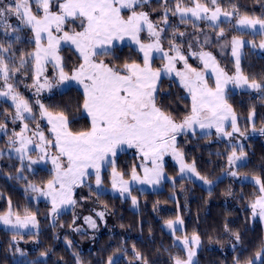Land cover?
I'll use <instances>...</instances> for the list:
<instances>
[{
  "label": "snow or ice",
  "instance_id": "obj_1",
  "mask_svg": "<svg viewBox=\"0 0 264 264\" xmlns=\"http://www.w3.org/2000/svg\"><path fill=\"white\" fill-rule=\"evenodd\" d=\"M149 3L150 0H10L8 3L0 0V28L5 33L9 29L18 32L19 27L8 23L11 17H15L20 25L31 31L35 44L33 51L20 54L18 64L13 62L15 54L9 55L11 45L5 47L0 44V80L3 82L0 98L11 101L15 111L7 115L13 123L19 121L21 125L19 131L14 129L8 136V144L19 154L21 161L29 160V167L51 160L52 179L42 187L29 184V188L50 199L53 215L58 213L61 206H75L74 189L84 185L93 174L96 188L99 189L103 183L101 170L105 166L112 169V188L121 194L131 195L132 182L158 184L164 178L163 159L166 155H171L179 164L181 175L192 173L204 183L211 184L210 180L200 175L194 163L185 162L183 152L177 147V136L188 130L194 131L197 126L200 129L215 128L218 135L229 139L234 134L245 135L238 126L237 114L226 96V86L230 83L235 87L264 91V83L255 78L250 79L241 69L238 51L245 41L236 36L231 40L232 55L236 57L234 75L225 72L216 57L208 51H189V55L202 65V68L195 67L189 63L188 55L175 40L178 30L173 29V38L168 40V48L165 49L163 34L166 28L153 22L149 12L143 10ZM163 11L162 22L166 26L169 13L179 15L181 23H186V18L190 16L195 20L210 21L217 28L220 18L224 17L234 18L237 28L256 32L259 26V34L264 35V18L241 14L236 5H231V10L222 8L219 0H190L187 4L185 0H174V7L165 6ZM142 33L147 34L146 41ZM224 35L225 30L219 28L218 36ZM179 36L183 37L184 33L179 32ZM16 38L19 39L18 36ZM125 40L137 46L138 52L142 54L141 61H125L117 66L99 59L113 55L115 44ZM62 44L74 47L79 54L80 62L70 72L65 71L63 58L59 54ZM252 47L257 45L253 43ZM259 48L264 50V42L259 44ZM157 57L163 64L153 67ZM48 64L52 65L55 78L45 75ZM29 65L33 73L30 87L35 88L37 94L72 81L83 88L82 108L90 118L88 130L72 131L68 115L63 111L49 110L37 99L35 103L39 109V120H46L50 125L48 131L51 138L45 136L33 105L11 82L21 69H27ZM209 71L215 77L214 87L209 85L206 78ZM173 75L179 81V87L191 97L190 110L182 119H177L158 103V86L162 77L171 78ZM254 115L255 110L252 109L248 119L252 120ZM29 119L35 123L34 130L26 122ZM226 124L231 131L227 130ZM253 131H256L254 125ZM259 131L264 135V127ZM0 132L7 134L6 123H0ZM34 138L38 141L35 149L40 154L37 159H32L30 155ZM124 148L135 149L141 157L138 167L143 172L142 176L137 166L131 169L130 180L117 170L115 157ZM50 149H55V153ZM245 156L242 145L239 146V152L233 146L227 157L229 167L236 166L237 161ZM230 175L236 177L239 173L232 171ZM252 180L257 186V193L249 204L251 214L253 218L259 216L264 220V179L253 175ZM132 203L134 206L137 204L134 196ZM96 215L103 219L105 214L97 212ZM84 221L90 227H96L91 216L84 217ZM0 223L15 230L38 226L35 214L27 208L23 216L13 212L11 201L8 211L0 215ZM165 224L175 233L176 225H182L183 220L177 216L175 221L167 220ZM233 235L239 241V234ZM177 240L183 244L187 256L172 257V264H193L195 251L192 246L199 245V236L193 234L191 240L187 236L177 237ZM136 258L147 264L139 252ZM256 261L264 264V246L255 253V259L250 258L244 264H256ZM77 264H80L79 260ZM108 264L116 262L109 257ZM236 264H240V261L237 260Z\"/></svg>",
  "mask_w": 264,
  "mask_h": 264
},
{
  "label": "trees",
  "instance_id": "obj_2",
  "mask_svg": "<svg viewBox=\"0 0 264 264\" xmlns=\"http://www.w3.org/2000/svg\"><path fill=\"white\" fill-rule=\"evenodd\" d=\"M189 2L185 0L186 4ZM167 3H170L167 7H174V0H167ZM219 3L227 10H231V5H236L241 14L264 18V0H219ZM163 4V0L150 1V10L158 12L163 9ZM234 33L236 36L250 37L246 33ZM29 35L26 27L19 28L18 32L9 29L7 33L0 28V44L5 47L11 45L9 55L15 54L13 62L16 64L21 53L33 49ZM263 36L257 34L256 38L261 39ZM112 52L113 55L102 57L117 66L125 61H141L137 51L129 46L114 47ZM240 66L250 79L264 82V57L246 48ZM32 74L31 65L21 69L20 76L26 78L24 85L32 84ZM158 87V103L177 119L182 118L189 108V100L182 96L181 89L167 78L161 79ZM227 100L236 112L238 125L243 132H247V116L252 109L255 110L254 126L264 125V106L260 103L264 101V91H261L259 99L249 93H239L228 94ZM43 104L53 112L63 111L68 115L72 131L88 129V119L82 114L83 94L76 87L70 86L46 97ZM1 105L8 111L13 110L6 103ZM178 146L185 160L194 163L200 175L208 180H214L222 174L232 150V147L217 141L215 135L201 136L197 133L186 136ZM243 149L247 154V162L239 166L236 172L240 176L256 175L264 179V135H247ZM4 159L8 160V164L0 167V214L8 210L11 201L13 212L23 215L27 208L35 214L40 230L37 235H33L13 234L0 229V264H77L78 260L80 264H108L109 257L116 264H143L141 259L136 258L137 252L147 264H172V257L179 255L183 258L184 254L174 245L172 236L161 224L175 220L179 214L183 229L177 234L188 238L196 234L200 238L195 264H236L237 260L244 264L246 260L254 259L255 253L263 246L261 223L252 217L249 208L257 193L253 184L223 178L210 190H204L187 179L176 178L175 167L166 164V174L176 178L173 184L164 182L163 189L157 192H134L138 203L136 210L129 208V199L122 200L108 194L94 196L95 205L107 210L114 227L107 233L97 235L91 247H82L72 240L75 235L73 212L61 214L58 223L50 225L46 218L48 207L44 203H34L22 192L30 183L38 187L46 184L51 179V172L46 169L29 172L20 169L14 158ZM133 166V156L121 154L117 157L116 168L125 177L129 176ZM177 205L180 213L176 210ZM233 233L239 234V241ZM12 237L25 241V245L34 237L38 239L35 248L28 253L32 259L14 261L16 253ZM69 241L70 244L67 243Z\"/></svg>",
  "mask_w": 264,
  "mask_h": 264
},
{
  "label": "rangeland",
  "instance_id": "obj_3",
  "mask_svg": "<svg viewBox=\"0 0 264 264\" xmlns=\"http://www.w3.org/2000/svg\"><path fill=\"white\" fill-rule=\"evenodd\" d=\"M150 1H157V0H150ZM6 3L10 2V0H5ZM163 5L165 6H170V3H167L165 5V0H163ZM163 7V9H164ZM163 9H161L158 12H152L150 10V3L148 5H145L143 7V10L148 11L150 14V18L153 20V22H158L160 27H165L166 31L163 34L164 39H163V44L165 49L168 48V40L173 38V29L178 30L177 34L175 36V40L177 43L181 44L182 48L181 50L185 53V55H188L189 63L192 64L195 67H201L202 65L200 61L196 58H193L191 55H189V51L199 53L201 51H208L211 52L213 56L216 57V60L218 61L219 65L221 68L225 70L229 75H234L235 74V61L236 57L232 55V46H231V40L232 37L236 36L234 32H239V33H246L249 34L250 37H255V38H250V37H240L243 41H245V44L242 48L239 49L238 54L240 56V62L241 58L243 56V52L246 48H248L250 51L254 52L257 56L264 57V50L259 48V44L261 42H264V36L261 39L256 38V35L259 34V26H257V31L253 32L251 29H241L235 27V19L230 18V19H225L224 17L220 18L219 22V28H223L225 30V35L223 37L218 36L219 28L213 26L210 21H204V20H195L192 17H188L186 23H181V18L179 15H171V13L168 14L169 21L168 25H164L162 22V16L164 14ZM8 23L12 24L13 26H17L19 28H24L23 25H20L19 21L15 19V17H11L8 21ZM29 31V39L33 43V49L34 50V38L33 34L31 31L27 28ZM179 32H183L184 36L181 37L179 36ZM142 38L146 41L147 40V34L142 33ZM207 39V43H205V40ZM255 43L257 47L253 48L252 44ZM189 45H191V49L189 50ZM123 46H129L138 53V57L140 60H142V54L138 52L137 46L135 44H132L130 41L125 40L123 42H117L115 44V47H123ZM60 56L63 58V63L65 66V71L70 72L71 69L77 65L80 61L78 59L79 54L75 51L74 47L68 45V44H62L61 45V50H60ZM155 55V54H154ZM99 59L104 60L106 63H110L109 60L103 57H99ZM153 64H155L153 67H159L163 64V61H161L158 57L154 59ZM178 67H182V65H178ZM49 78H55L56 73L52 68L51 64L47 65V72L45 73ZM163 78H167L172 80L178 87H179V81L175 78L173 75L171 78L168 76H164ZM206 78L208 79L209 85L214 87L215 84V77L213 74L209 71L206 73ZM43 79V77L41 78ZM24 80H26L25 77L20 76V73H17L16 76L12 79V83L16 87L17 91H19L26 99L29 100L30 104L33 105L34 108V113L36 114L38 120H39V109L38 105H36V100L39 99L41 103H43V100L54 94L63 91L65 88L74 86L77 89H79L82 94H83V88L75 83L74 81L68 82L66 84H61L58 86H54L51 91L44 89L40 93H36L35 88H31L30 86L32 85H24ZM2 80H0V90H2ZM33 83V82H32ZM264 83V82H263ZM24 88V89H23ZM181 89V94L184 98L189 100V108L187 112L190 110L191 107V97L189 94L184 90L183 88L179 87ZM25 92L23 93V91ZM239 93H249L251 96L259 99V96L261 94V91H256L247 87H235L233 84H228L226 86V96L228 94H239ZM1 103H6L8 104L13 110L12 111H5L6 109L1 105L0 106V123H6L7 124V134L4 132H0V167H2L4 164H8V160L4 159V157L7 158H14L17 163L19 164V168H24L29 172H34L37 171L38 169H43V170H48L51 172V179L53 176V165L51 163V160L41 161L40 163L37 164H31L29 167V160L25 159L21 161L19 159V154L16 153L13 149L10 148L8 144V136L11 135L12 131L15 129L16 131H19L20 128V123L19 121L13 123L11 120V117L7 115V113H14L15 109L11 105L10 100H4L3 98H0V104ZM260 103L264 106V101H260ZM186 112V113H187ZM185 113V114H186ZM82 114L87 117V115L84 113L83 108H82ZM184 114V115H185ZM183 115V116H184ZM249 115L247 116V121H248V128L247 132H245L244 136H241L239 134H234L231 139L222 137L217 134L215 128L211 129H200L198 126L193 130H188L185 134H180L177 136V147L181 150V148L178 146V144L185 139L186 136L192 135L194 133H197L201 136H207V135H215L217 138V141L222 142L226 144L228 147H233L236 146L237 152L239 149V146L242 145L244 146L246 144L247 140V135H254L255 133H260V129L264 127V125H260L259 127H255L256 131H253V125H254V120H255V115L252 120L248 119ZM183 118V117H182ZM180 118V119H182ZM88 122H89V127L90 128V118L87 117ZM29 123V128L30 129H35V123H33L30 119L26 121ZM41 129L45 132V136L51 138V133L48 131L50 125L47 124L46 120H39ZM239 126V125H238ZM226 128L228 131H231L230 126L226 124ZM87 129V130H88ZM242 131V130H241ZM30 134V133H29ZM38 141L34 138V143L32 146H30L33 150L30 152V155L32 159H37L39 157V151L35 149V143ZM50 151L54 154L55 149H50ZM182 151V150H181ZM121 154H126L128 156H133L134 161H135V166H137V171L138 173L142 176L143 172L142 170L138 167L141 164V157L139 154L136 152L135 149L131 148H124L122 151L118 152L117 156L115 157V161L117 160V157L120 156ZM184 154V153H183ZM231 152L228 154L230 155ZM228 157V156H227ZM185 159V157H184ZM186 163H189L185 160ZM247 162V154L244 157V159L237 161L236 166L229 167L227 159L224 164V170L222 174L217 177L214 180H210L211 184H206L204 183L203 180L197 178V176L193 175L192 173H186L184 175H181L179 172V164L172 158L171 155H166L163 159V179L158 183V184H140L137 182H132L130 184V191L131 195H128L127 193L121 194L120 191L114 190L111 185V167L105 166L101 170V178H102V185L99 189L96 188L95 184V176L94 174L88 178L84 185L77 187L74 189L73 192V199L76 200L75 206H69V205H64L61 206L59 209L58 213L53 215L51 212V201L48 198L42 197L39 195L37 192L31 191L28 186L24 187L22 189V192L30 198L34 203H44L48 208H47V215L46 218H48V222L50 225H56L58 223V217L61 214L68 213V212H73V219L75 218V228L74 229H79L74 230L75 235H73V241L77 242L80 244L82 247H91V245L94 242V239L97 237V235L101 234L102 232H109L111 231L112 227H114L113 220L111 216L108 214L107 210L105 208L99 207L95 205V198L94 196L100 195V194H108L110 196L114 197H119L120 199H129L130 204L129 208L131 209H137L138 208V203L134 206L132 203V197L134 196L137 201V197L134 195V192H157L163 189V184L164 182H170L173 184L174 179L176 178H184L187 179L194 184L200 186L204 190H210L213 185L218 181L223 178H226L230 181H236V182H248L251 183L255 186L257 190V186L254 184V181L252 180V177L250 176H232L230 175V172L236 171V169L239 166L244 165ZM166 164H170L175 169L177 170V176L174 178L173 176L169 177L164 169V166ZM191 164V163H189ZM91 171V170H90ZM119 171V170H118ZM121 172V171H120ZM131 173V171H130ZM130 173L128 177H125V179L130 180ZM247 177V178H245ZM50 179V180H51ZM32 184V183H30ZM47 184V183H46ZM44 184V185H46ZM35 185V184H34ZM37 186V185H36ZM42 187V186H39ZM91 189V190H90ZM250 208V207H249ZM176 210L178 213H180V207L177 205ZM251 210V208H250ZM8 211V210H7ZM6 211V212H7ZM4 212V213H6ZM97 212H104V218L101 219L99 216L96 215ZM1 213L0 215L4 214ZM23 216V215H21ZM86 216H91L92 219L96 222V227L92 228L90 227L87 223L84 221V217ZM180 217V214L178 215ZM15 217H13L14 219ZM262 226L263 229V246H264V220H261L259 216L256 217ZM38 221V220H37ZM175 221V220H173ZM161 226L163 229L169 233L172 238H173V243L177 247H179L184 256L183 258H186L187 256V251L184 249V246L182 243H180L179 240H177V237H184L180 236L177 234V231H182L183 229V224L182 225H176V231L173 233L172 230L166 227L165 223H162ZM0 229L4 230L9 233L13 234H33L37 235V233L40 230L39 222L38 226L33 228L29 226L28 228L25 229H19L15 230L12 229L9 226H6L2 223H0ZM189 240H191V237H189ZM38 239L36 237L32 238L31 241L25 245V241L20 240L18 237H12V243L13 246L15 247V253L16 256L14 257V261L17 260H30L32 257L28 254L29 251H31L33 248H35L36 242ZM71 242V241H69ZM67 242V243H69ZM68 246V244H66ZM199 248V245H193L192 249L195 251V256L193 257V264L196 263L197 259V250ZM38 258H41L39 256ZM255 259V258H254ZM260 261H256V263H259Z\"/></svg>",
  "mask_w": 264,
  "mask_h": 264
}]
</instances>
